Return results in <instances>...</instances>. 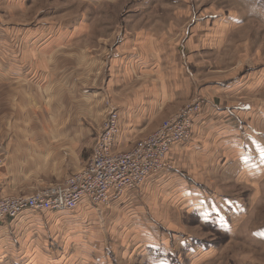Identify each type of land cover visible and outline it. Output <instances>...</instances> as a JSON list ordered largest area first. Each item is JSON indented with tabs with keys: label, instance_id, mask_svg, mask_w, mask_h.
<instances>
[{
	"label": "crops",
	"instance_id": "0c3cea01",
	"mask_svg": "<svg viewBox=\"0 0 264 264\" xmlns=\"http://www.w3.org/2000/svg\"><path fill=\"white\" fill-rule=\"evenodd\" d=\"M34 1L0 0V197L28 195L83 165L109 106L122 152L195 95L204 101L191 137L170 147L172 170L106 204L84 199L73 211L0 221V264H214L225 248L217 236L243 241L252 218L247 241L262 253L237 264H264V216L254 210L264 199V59L252 54L255 41L233 43L242 21L210 13L183 30L181 9L130 0L92 76V21L120 0H63L33 21L42 10Z\"/></svg>",
	"mask_w": 264,
	"mask_h": 264
},
{
	"label": "built area",
	"instance_id": "2783aa9c",
	"mask_svg": "<svg viewBox=\"0 0 264 264\" xmlns=\"http://www.w3.org/2000/svg\"><path fill=\"white\" fill-rule=\"evenodd\" d=\"M202 105L203 100L195 99L125 153L113 152L118 115L115 108L109 106L92 155L71 183L63 189L0 202V221L13 219L27 211H73L84 199L92 204H106L120 198L126 191L138 189L147 176L172 170L166 160L170 147L187 142L191 137L192 120L200 117Z\"/></svg>",
	"mask_w": 264,
	"mask_h": 264
},
{
	"label": "rangeland",
	"instance_id": "374dc122",
	"mask_svg": "<svg viewBox=\"0 0 264 264\" xmlns=\"http://www.w3.org/2000/svg\"><path fill=\"white\" fill-rule=\"evenodd\" d=\"M152 1H154V5L150 7V9L152 10L157 11V10H161V8L168 9L174 7L181 9L183 12L181 14L180 20L176 21V23L177 26L182 28L183 30H186L187 26L191 23V18L199 19L200 16L208 15L210 13L213 14L216 13L221 16H225V15L236 16V18H239L243 23L240 22V24L237 27L231 29L230 36L233 37V43L234 42H238V44L245 43V45L248 43V46L251 47L252 45H254V43L251 44L249 43V41H255V46L252 48L253 50L251 49L252 54L257 53L259 56L262 55L261 58L264 59V0H152ZM129 2L130 0H120L114 6H110V7L105 6L102 10L109 12V14L106 13V15L108 14L107 16L103 15L102 19L97 20L96 18V22L94 24L92 21L91 28L93 29V35H90L88 41L89 42L88 44H91L92 48L86 50L88 61L90 62L87 66H85V68H87L86 70L88 71V73L89 72L92 73V76L97 75L96 72L97 59L99 60L105 58V56L109 53V46L113 45V43L116 41L118 32L122 30V27L126 20V11L129 10V8H131L130 5H128ZM65 4L66 1L63 0H49L47 1V5L45 4V0L34 1L33 6L38 7L37 9H42V10L37 12V15L35 16V19L33 21L42 19L40 14L42 13V11H44L43 8L45 6H47V9L52 7H55L56 9ZM31 8L32 7L27 6L24 13L28 14L29 9ZM86 8L88 9V7ZM74 9L76 8L71 7V10ZM80 11H83L85 14L90 13V12H86L85 8L80 9ZM80 11L76 12V14L80 13ZM91 19H93L92 15H91ZM149 19L153 20L151 15ZM12 20L13 18L6 19L7 22ZM111 26H113L114 30L109 32ZM98 36H101L100 46H97V41H94V39L97 40ZM195 99L203 100V98H201L200 95H195L193 98L190 99L189 102L186 103V105L177 109L174 113H172L169 116V118H166L160 124H162L166 120H171V117H174L182 109L190 105ZM105 119L106 117H104L100 123V127H99L100 130L103 126ZM156 129L154 131H156ZM154 131L152 133H154ZM152 133L139 139L137 142H135L132 145V147H130L126 151L120 152V151H115L113 149V152L125 153L129 151L131 148H133L138 142H141L143 139H145ZM95 142L92 146L91 154L89 158L85 161V163L76 170L70 172L61 181L51 184H46L42 187L33 189L31 193L28 195L14 194V193L5 194L4 196L0 197V202L5 200L13 201L18 198H26L32 195H36L38 193L57 190L59 188L62 189L65 188L66 186H68V184L71 183V179L74 178L75 174H77L80 170H82L88 163L92 155L93 148L96 144ZM2 167H3V162L0 158V169ZM254 210L256 212L262 213V216H264V199H262L261 202L258 203L257 209ZM59 212H64V211H59ZM257 222H258L257 218H252L245 221L243 225L244 226L243 228L244 233L242 236L244 239L243 241L233 240L226 242L227 238L224 237L218 238L219 236H217V238L214 241L217 242L218 245L224 244L225 248L223 249L224 252L222 253V256L219 257V260L216 261L214 264H237L239 258H243L246 260L257 259L258 261L259 258L258 254L262 252H259L258 250L251 248L250 242L247 241L249 238L247 237L248 236L247 231H249L252 227H254L257 224Z\"/></svg>",
	"mask_w": 264,
	"mask_h": 264
}]
</instances>
